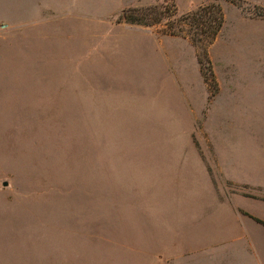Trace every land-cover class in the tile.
I'll use <instances>...</instances> for the list:
<instances>
[{
  "label": "rangeland",
  "instance_id": "374dc122",
  "mask_svg": "<svg viewBox=\"0 0 264 264\" xmlns=\"http://www.w3.org/2000/svg\"><path fill=\"white\" fill-rule=\"evenodd\" d=\"M107 9L0 0V264H187L221 108L264 101V0Z\"/></svg>",
  "mask_w": 264,
  "mask_h": 264
},
{
  "label": "crops",
  "instance_id": "0c3cea01",
  "mask_svg": "<svg viewBox=\"0 0 264 264\" xmlns=\"http://www.w3.org/2000/svg\"><path fill=\"white\" fill-rule=\"evenodd\" d=\"M100 2L107 5L109 14L117 0H96ZM236 103L244 115L231 102L222 107L226 134L212 138L217 142L212 147L214 171L211 185H206L208 196L203 197L206 204L196 216L203 219L201 227L197 221L198 237L192 240L191 224L180 227H187L189 237L187 264H264V101Z\"/></svg>",
  "mask_w": 264,
  "mask_h": 264
},
{
  "label": "trees",
  "instance_id": "16d2710c",
  "mask_svg": "<svg viewBox=\"0 0 264 264\" xmlns=\"http://www.w3.org/2000/svg\"><path fill=\"white\" fill-rule=\"evenodd\" d=\"M221 23V18H218V22H217V27L219 26V24Z\"/></svg>",
  "mask_w": 264,
  "mask_h": 264
},
{
  "label": "water",
  "instance_id": "95a60500",
  "mask_svg": "<svg viewBox=\"0 0 264 264\" xmlns=\"http://www.w3.org/2000/svg\"><path fill=\"white\" fill-rule=\"evenodd\" d=\"M4 185H7V183H6V182H4Z\"/></svg>",
  "mask_w": 264,
  "mask_h": 264
}]
</instances>
